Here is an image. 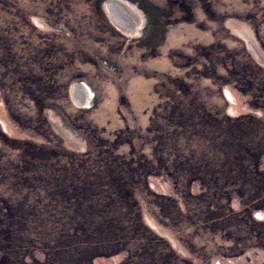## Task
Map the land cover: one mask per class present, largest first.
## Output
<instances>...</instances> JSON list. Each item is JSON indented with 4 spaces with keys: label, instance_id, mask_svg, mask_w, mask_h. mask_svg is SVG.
Segmentation results:
<instances>
[{
    "label": "rangeland",
    "instance_id": "rangeland-1",
    "mask_svg": "<svg viewBox=\"0 0 264 264\" xmlns=\"http://www.w3.org/2000/svg\"><path fill=\"white\" fill-rule=\"evenodd\" d=\"M109 1L0 0V264H264V0Z\"/></svg>",
    "mask_w": 264,
    "mask_h": 264
},
{
    "label": "bare ground",
    "instance_id": "bare-ground-1",
    "mask_svg": "<svg viewBox=\"0 0 264 264\" xmlns=\"http://www.w3.org/2000/svg\"><path fill=\"white\" fill-rule=\"evenodd\" d=\"M126 7L120 0L107 2L105 5L107 17L123 34L130 38L139 37L143 31V19L136 10ZM70 95L72 101L78 108H91L93 92L87 84H73L70 88Z\"/></svg>",
    "mask_w": 264,
    "mask_h": 264
}]
</instances>
